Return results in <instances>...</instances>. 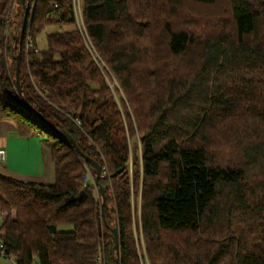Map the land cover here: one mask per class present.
<instances>
[{"label":"trees","instance_id":"16d2710c","mask_svg":"<svg viewBox=\"0 0 264 264\" xmlns=\"http://www.w3.org/2000/svg\"><path fill=\"white\" fill-rule=\"evenodd\" d=\"M24 3L21 35V1L0 0V117L39 138L54 182L0 171L3 255L15 264H95L102 247L105 264L117 255L120 264H264V0H81L105 68L88 52L75 0ZM177 11L186 27L174 26ZM49 25L58 29L41 49ZM191 52L187 68L158 80L160 66ZM18 53L35 113L16 90ZM51 127L99 163L119 254L88 180L93 166Z\"/></svg>","mask_w":264,"mask_h":264},{"label":"crops","instance_id":"0c3cea01","mask_svg":"<svg viewBox=\"0 0 264 264\" xmlns=\"http://www.w3.org/2000/svg\"><path fill=\"white\" fill-rule=\"evenodd\" d=\"M24 142L27 149L35 145L34 148L37 146L38 151L20 152ZM0 148L4 151V159L0 162V171L3 174L39 183H52L54 180V164L50 152L43 147L39 138L35 135H20L15 123L3 117H0ZM0 215L3 221L4 213L1 210ZM0 264H15V260L0 252Z\"/></svg>","mask_w":264,"mask_h":264},{"label":"rangeland","instance_id":"374dc122","mask_svg":"<svg viewBox=\"0 0 264 264\" xmlns=\"http://www.w3.org/2000/svg\"><path fill=\"white\" fill-rule=\"evenodd\" d=\"M75 2H76L77 26H78V28L80 30V33H81V35H82V37H83V39L85 41V45H86V47L88 49V52L91 55V57L93 58V60H95V62L97 63V65L100 68H105L106 65H105V63L103 61H101L100 57L98 56L93 44L91 43V41H90V39H89V37H88V35L86 33L85 27H84L83 22H82V18L80 17V13H78V11H80V7H81V0H79V3H78V0H75ZM78 4H79V9H78ZM15 5L16 4L13 3V6H12L14 15L16 14ZM174 16H176V17H172V19H171L174 22V26L181 27V26H184L185 23L187 22L186 17H184L178 11H177V13H175ZM184 27H186V26H184ZM15 28H16V20L13 22L11 30H10L11 31L10 32V36H9L10 39L12 38V34H13V31H14ZM57 29H58V25H49V26L45 27L44 31L41 33V36H39V40H38L39 48L44 49L46 47L45 33H48L50 31H55ZM193 53L194 52H191L190 55H188L187 57L184 58V60H187V62L183 61L181 59V57H174V58L170 59V61H169V63L167 65L160 66L158 68L159 69L158 75H157L158 80L163 79L164 74L169 72V69L172 66H174L176 69H178V71L187 68V65L189 64L188 62H193L194 59H195ZM106 72H108L110 74L109 76L112 79V82L109 81L110 86L111 85L112 86L113 85L118 86V84H117L116 80L114 79V77L112 76L111 72L110 71H106ZM141 88H142V83H141ZM118 91L119 92H118L117 96L118 97H122L123 96L122 91L120 89H118ZM75 122H78V121L75 119ZM35 140H37V139H35ZM25 144H26V142L23 143V145H22L23 147L20 150V152H23V151L24 152H33V151L36 152V151H38L37 150V146H36V149L34 148L35 145H34V147L31 146L30 147L31 149H27V145H25ZM89 173H91V172L89 171ZM91 175H92V173H91ZM88 180L93 182L92 178H89ZM53 182H54V180L52 181V183ZM47 184H49V183L47 182ZM140 192H141V190H140V187H139L137 198H136V195H135L134 203H133L134 204V210L137 208V212H138V215H137V212H134V213H136V225L137 226L139 225L140 209H141V205L143 203V197L141 196ZM95 193H96L97 199L100 202L101 196L99 194V191L96 188H95ZM135 194H136V191H135ZM4 215L6 216L7 212H4ZM12 216L14 217V211H12ZM1 224H2V216L0 215V226H1ZM61 229H68V227H61ZM139 233H140V231H139ZM175 235H176L175 233H168L167 234L168 240H174L176 238Z\"/></svg>","mask_w":264,"mask_h":264},{"label":"water","instance_id":"95a60500","mask_svg":"<svg viewBox=\"0 0 264 264\" xmlns=\"http://www.w3.org/2000/svg\"><path fill=\"white\" fill-rule=\"evenodd\" d=\"M20 1H21L22 6H23V15H22V18L20 21V34L22 35L24 25L26 22V18H27V14H28V8L26 7L24 0H20ZM21 35H20V40H21ZM15 60H16L15 61V86H16V90H17V93L19 94V96L23 97V91L20 87V82H19V65H20L19 53L15 56ZM23 101L26 104V106H28V108H30L31 111L33 113H35V110L29 105L27 99L23 97ZM51 128H53V130L56 131L60 136L67 139L72 144L75 152H77V154H79L82 158L87 160L93 166V168L95 170L94 177H93V183L95 186H97L99 194L101 196L100 216H101L102 224L106 228H108L109 231L111 232V235L113 238V251L116 252V254H119V231H118V228H117V226H114V227L110 226L106 220V217H105L104 205H105L106 196H105V192H104L102 185L99 184V177L101 174V167H100L99 163L97 161L87 157L86 155H84L81 152V150L79 149L76 141L69 134H67L65 132H61L55 127H51ZM49 228H50L51 232H54L56 230V226L53 224L49 225ZM115 264H120L118 255L115 257Z\"/></svg>","mask_w":264,"mask_h":264},{"label":"built area","instance_id":"2783aa9c","mask_svg":"<svg viewBox=\"0 0 264 264\" xmlns=\"http://www.w3.org/2000/svg\"><path fill=\"white\" fill-rule=\"evenodd\" d=\"M78 3H79V0H78ZM78 9H79V4H78ZM78 13H80V11H78ZM11 15V14H10ZM75 15H76V2H75ZM10 17V16H9ZM80 17H81V13H80ZM77 18V16H76ZM9 20L7 19L6 22H8ZM4 159V151L2 148H0V162H2ZM89 172V171H88ZM89 178H92L93 179V175H91V173H89ZM4 218V217H3ZM0 250L2 251L3 250V246H2V243L0 241ZM2 253L4 254V252L2 251ZM95 264H105V255H104V252H103V248H99V251L97 253V256L95 258Z\"/></svg>","mask_w":264,"mask_h":264}]
</instances>
